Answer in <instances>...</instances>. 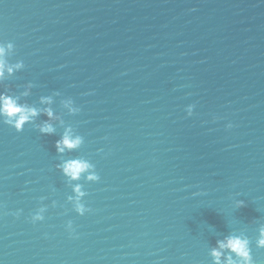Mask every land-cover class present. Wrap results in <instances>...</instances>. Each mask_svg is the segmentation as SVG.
Here are the masks:
<instances>
[{"label":"water","instance_id":"obj_1","mask_svg":"<svg viewBox=\"0 0 264 264\" xmlns=\"http://www.w3.org/2000/svg\"><path fill=\"white\" fill-rule=\"evenodd\" d=\"M0 38L25 63L13 91L31 80L29 102L59 90L80 106L74 155L100 175L78 215L58 137L0 124V264H209L231 229L264 264V0H0Z\"/></svg>","mask_w":264,"mask_h":264},{"label":"clouds","instance_id":"obj_2","mask_svg":"<svg viewBox=\"0 0 264 264\" xmlns=\"http://www.w3.org/2000/svg\"><path fill=\"white\" fill-rule=\"evenodd\" d=\"M15 47L13 41L0 38V124L7 125L16 132L23 131L25 126L29 125L40 135L58 137L54 142L57 154L55 168L63 176L65 186L70 189L65 197L66 202L71 205L72 211L83 216L91 211L84 199L88 195L85 184L99 181L100 175L91 159L82 154L74 155L85 143V137L72 122L65 119V115L74 116L81 108L71 96H63L59 90L41 94L36 100L29 102L28 98L36 87L31 80L23 85L21 91H13L5 82L25 68L23 59H10ZM195 108V103L185 105L186 115L192 116ZM225 127L230 129L233 124L228 122ZM52 191H55V188ZM39 199L41 203L30 214L32 223L45 220V213L49 208V204L43 203L47 199L46 196ZM244 203L243 200L237 199L234 201V207L239 208ZM51 206L56 207L57 201L53 199ZM22 211L17 209L14 215L19 216ZM255 221L258 224L255 246L264 249V219L259 216ZM65 229L71 236L77 235L71 219L67 220ZM252 241L253 238L245 230L231 229L227 234L218 235L215 245L209 246L207 250L211 258L209 264H256L252 254Z\"/></svg>","mask_w":264,"mask_h":264}]
</instances>
